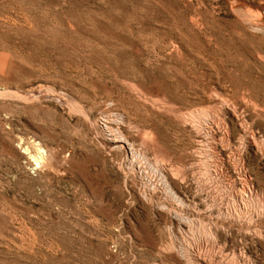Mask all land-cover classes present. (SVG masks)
<instances>
[{
  "label": "rangeland",
  "instance_id": "1",
  "mask_svg": "<svg viewBox=\"0 0 264 264\" xmlns=\"http://www.w3.org/2000/svg\"><path fill=\"white\" fill-rule=\"evenodd\" d=\"M245 1L0 0V264H264V0ZM239 153L249 224L205 196L238 210Z\"/></svg>",
  "mask_w": 264,
  "mask_h": 264
},
{
  "label": "bare ground",
  "instance_id": "2",
  "mask_svg": "<svg viewBox=\"0 0 264 264\" xmlns=\"http://www.w3.org/2000/svg\"><path fill=\"white\" fill-rule=\"evenodd\" d=\"M251 1H252V0H251ZM259 1H260V0H259ZM231 2H232V0H231ZM231 2H230V3H231ZM233 2L236 4V6H233L232 4H231V5H232L234 8H236L237 5L240 6V7H238L239 10H240V8H242V7H241L242 5L246 6L245 3H246L247 1H245V0H233ZM261 2H262V1H261ZM253 3H254V2H253ZM255 3H256V2H255ZM259 3H260V2H259ZM201 4H202V3H201ZM261 6H262V5H261ZM247 7H248V5H247ZM254 7H255V6H254ZM238 8H237V9H238ZM257 8H258V7H257ZM257 8H256V9H257ZM245 9H247V8H245ZM233 10H234V9H233ZM259 10H260V9H259ZM243 11H244V10H243ZM248 11H249V10H248ZM250 11H251V10H250ZM252 11H253V9H252ZM252 11H251V13H252ZM261 11H262V10H261ZM241 12H242V11H241ZM242 13H243V12H242ZM245 13H247V12H245ZM251 13H249V14H250V16L253 18L254 15L252 16ZM253 13H254V12H253ZM253 13H252V14H253ZM234 14H235V13H234ZM255 14H256V13H255ZM257 16H258V15H257ZM260 16H261V15H260ZM263 16H264V15H263ZM237 17H238V16H237ZM242 17H244V16H242ZM251 17H250V18H251ZM255 17H256V16H255ZM248 19H249V18H248ZM248 19H247V22H248ZM253 19H254V18H253ZM241 20H243V18H242V19L240 18V21H241ZM255 20H256V18H255ZM250 21L253 22V20H250ZM259 21H260V20H259ZM241 22H242V21H241ZM252 22H251V23H252ZM242 23H243V22H242ZM244 23H246V22L244 21ZM244 23L241 24V25H244ZM248 23H249V25H250V22H248ZM248 23H246V24L248 25ZM254 23H255V22H254ZM254 23H252V24H254ZM257 23H258V22H257ZM247 25H246V26H247ZM249 25H248V26H249ZM254 25H255V26H256V25H259V23H258V24H254ZM248 26H247V27H248ZM260 26H261V25H260ZM262 26H263V25H262ZM262 26H261V27H262ZM249 27H250V26H249ZM249 27H248V28H249ZM257 27H258V26H257ZM263 27H264V26H263ZM263 27H262V28H263ZM255 28H256V27H255ZM262 28H261V29H262ZM249 29H250V28H249ZM249 29H248V30H249ZM256 29H258V28H256ZM261 29H259V30H261ZM244 30H245V29H244ZM252 32H253V31H252ZM253 33H254V32H253ZM257 33H258V32H257ZM252 35H254V34H252ZM254 36H255V35H254ZM242 96H243V95H242ZM246 99H247V98H246ZM248 102H249V101H248ZM237 112H238V111H237ZM242 112H243V111H242ZM234 114H235V113H234ZM236 115H237V114H236ZM236 115H235V116H236ZM238 115H240V114H238ZM237 117H238V116H237ZM237 117H236V118H237ZM243 117H244V116H243ZM239 118H240V117H239ZM239 118H238V119H239ZM244 118H245V117H244ZM197 119H198V118H197ZM233 119H234V118H233ZM245 119H247V118H245ZM241 120H242V119H241ZM241 120H239V121L241 122ZM246 121H247V120H246ZM246 121H245V122H246ZM212 122H213V121H212ZM223 122H224V121H222V124H223ZM231 122H232V120H231ZM240 122H239V123H240ZM242 122H244V121H242ZM206 123H207V122H206ZM210 123H211V122H210ZM210 123H208V124H210ZM220 123H221V119H220ZM246 123H247V122H246ZM188 124H189V123H188ZM190 124H192V123H190ZM194 124H195V126H194V125H193V126L196 127V128L198 127V129H199L200 126H196V125H198V123L195 122ZM214 124H215V122H214ZM227 124H228V123H227ZM240 124H241V123H240ZM247 124H248V123H247ZM250 124H252V123L250 122ZM250 124H249V125H250ZM211 125H212V124H211ZM228 125H229V124H228ZM244 125H246V124L243 123V124H242L243 127L240 126V127L243 128V130H244ZM249 125H247V127H248ZM201 126H202V125H201ZM206 126H207V125H206ZM213 126H214V125H213ZM216 126L218 127L217 129H218V130L220 129V131H221V128H219V127H221V126H220V125H219V126L216 125ZM223 126H224V125H223ZM232 126H233V124H232ZM251 126L253 127V124H252ZM255 126H256V125H255ZM190 127H191V126H190ZM194 127H192V128H194ZM210 127H211V126H210ZM245 127H246V126H245ZM252 127H251V128H252ZM196 128H194V129H196ZM206 128H207V127H206ZM232 128H233V127H232ZM237 128H238V127H237ZM242 128H240V129H242ZM251 128H250V132H251ZM198 129H197V130H198ZM224 129H225V131H226V127H225V126H224ZM238 129H239V128H238ZM108 130H109V128H108ZM197 130H196V131H197ZM227 130H228V129H227ZM233 130H235V129H233ZM111 131H112V130H111ZM196 131H195V132H196ZM199 131L201 132V130H199ZM205 131H206V130H205ZM222 131H223V129H222ZM225 131H224V132H225ZM237 131H238V130H237ZM109 132H110V130H109ZM208 132H209V131H208ZM214 132H215V131H214ZM227 132H229V131H227ZM230 132H232V131H230ZM252 132H254V131H252ZM252 132H251L250 134H252ZM111 133H112V132H111ZM198 133H199V132H198ZM217 133H218V132H217ZM217 133H216V134H217ZM233 133H234V132H233ZM244 133H246V132H244ZM248 133H249V132H248ZM248 133H247V134H248ZM205 134H206V133H205ZM221 134H222V133H221ZM239 134H240V133H239ZM247 134H246V135H247ZM253 134H254V133H253ZM196 135L199 137L198 134H196ZM202 135H203V133H201V136H202ZM206 135H207V134H206ZM212 135H213V133H212ZM212 135H211V136H212ZM217 135H219V134H217ZM231 135H233V134L231 133ZM231 135H230V137H231ZM240 135H241V134H240ZM242 135H243V134H242ZM256 135H257V133H256ZM114 136H115V135H114ZM203 136H205V135H203ZM203 136H202V137H203ZM224 136H226V135L224 134L223 137H224ZM252 136H254V135H252ZM123 137H124V136H123ZM213 137H214V136H213ZM217 137H218V136H217ZM220 137H221V136H220ZM223 137H222V138H223ZM226 137H227V136H226ZM228 137H229V134H228ZM241 137H242V136H241ZM243 137H245V135H244ZM247 137H249V135H248ZM250 137H251V135H250ZM256 137H257V136H256ZM259 137H260V136H259ZM118 138H120V136H119ZM199 138H200V137H199ZM203 138H204V137H203ZM215 138H216V137H214L213 139H215ZM262 138H263V137H262ZM201 139H202V138H201ZM201 139H200V140H201ZM219 139H220V138H219ZM226 139H227V138H226ZM234 139H236V138H234ZM237 139H238V138H237ZM240 139H241V138H240ZM247 139L249 140L248 143H249L250 145H251V144H252V146L255 145V144H254V140H253L254 138H247ZM247 139H245V140H247ZM116 140H119V139H116ZM120 140H122V139H120ZM120 140H119V141H120ZM123 140L128 141V140H126V139H123ZM200 140H199V141H200ZM204 140H205V139H204ZM204 140H203V141H204ZM216 140H218V139H216ZM223 140H224V139H223ZM229 140H230V138H229ZM229 140H227V141H229ZM243 140H244V139H243ZM243 140H242V141H243ZM261 140H262V139H261ZM261 140L259 139V141H261ZM119 141H115V140H113V139H111V138H107V140H106L105 143H106L107 145H109V146H112V147H113V145L116 146L117 143H119V144L122 143V142L124 143V141H122V142H119ZM205 141H206V140H205ZM231 141H232V140H231ZM201 142H202V141H200V143H201ZM210 142H211V141H210ZM220 142H221V141H220ZM229 142H230V141H229ZM245 142H247V141H245ZM262 142H264V141L262 140ZM125 143H129V142H125ZM202 143H204V142H202ZM202 143H201V144H202ZM214 143H217V142H214ZM222 143H223V142H222ZM256 143H257V142H256ZM258 143H259V142H258ZM217 144H218V143H217ZM229 144H230V143H229ZM249 144H248V146H249ZM34 145H35V144H34ZM131 145H132V144H131ZM214 145H215V144H214ZM221 145H222V144H221ZM237 145H238V144H237ZM256 145H257V144H256ZM259 145H260V143H259ZM109 146H108V147H109ZM215 146H216V145H215ZM123 147H124V146H123ZM217 147H218V146H217ZM219 147L222 148V150L224 149V148L221 147V146H219ZM246 147H247V146H246ZM257 147H259V146H256V148H257ZM36 148H37V150H38V155L35 154V156L37 155L36 157L33 155V158H35L34 161H35V163H36V166H38V167H42V166L45 164V161H46V158L48 157V155H47V156L44 155V154H46V153H45L44 148L42 147V145H41L40 143L37 142V144H36ZM235 148H236V147H235ZM253 148H254V147H253ZM130 149H131V148H130ZM132 149H133V148H132ZM197 149H198V148H197ZM215 149H216V148H215ZM217 149H218V148H217ZM244 149H245V147H244ZM254 149H255V148H254ZM258 149H259V148H258ZM260 149H261V147H260ZM260 149H259V150H260ZM218 150H219V149H218ZM233 150H234V149H233ZM245 150H247V149H245ZM252 150H253V149H252ZM211 151H212V150H211ZM214 151H215V150L213 149V152H214ZM216 151H217V150H216ZM231 151H232V150H231ZM234 151H235V150H234ZM242 151H243V150H242ZM253 151H254V150H253ZM260 151H262V149H261ZM260 151L255 152V153H257V155H258V154L260 153ZM46 152H47V151H46ZM197 152H198V151H197ZM220 152H221V151H220ZM223 152H224V151H223ZM245 152H246V151H245ZM245 152H244V153H245ZM248 152H249V151H248ZM263 152H264V151H263ZM263 152H261V153H263ZM215 153H216V152H215ZM218 153H219V152H218ZM221 153H222V152H221ZM230 153H231V152H230ZM232 153H234V152H232ZM240 153H241V152H240ZM240 153H239V156H240ZM237 154H238V153H237ZM237 154H233V155H237ZM213 155H214V153H213ZM216 155H217V153H216ZM219 155H220V154H219ZM221 155H222V154H221ZM246 155H247V154H246ZM45 156H46V157H45ZM211 156H212V155H211ZM242 156H243V153H242ZM247 156H248V155H247ZM262 156L264 157V154H263ZM240 157H241V156H240ZM240 157H239V158H240ZM33 158H32V160H33ZM211 159H212V158H211ZM211 159H210V160H211ZM218 159H219V158H218ZM222 159H223V158H222ZM49 160H50V159H49ZM215 160H216V159H215ZM223 160H224V159H223ZM231 160H232V159H231ZM237 160H238V159H237ZM239 160H240L239 163L241 162V167H240V168H241V169H240L241 174H242V172H243V175H241V176H242V178H241L242 180H241V181L243 182V183H242V189H243V192H241V200H240V203H241V204H240L239 206L237 205V207H239L238 210L235 209V207H236V206H235L234 209L237 210V211L233 210V213H232V212L230 213V212H228V211H223V210H224V208L222 209L223 206H221V204H217V202H216L217 199H216L215 196H213V194H212L211 192H207L205 196H206L207 198H209V202H211V204L209 205V207H210L211 209H215V210L217 211L216 213L218 214V216H220V217H221V216H222V217L225 216V217H226V215H227V216H232V215H234V216H235L236 218H238L239 220L241 219V222H245V223L249 224L248 222H251V221L246 222V217L244 216V212L249 211V209H248V208H249V204H248L249 199H250V200L255 199V198H253V196L257 197L259 192L257 193L256 190H255V188H253L252 180H251L250 177H249L250 174L247 175V173H246L248 170H249V172H250V169H247V171L244 172V171H245V169H244V160H243L242 157H241ZM245 160H247V159H245ZM228 161H229V160H228ZM32 162H33V161H32ZM214 162H216V161H214ZM219 162H221V161H219ZM225 162H226V161H225ZM230 162H231V161H230ZM245 163H246V162H245ZM248 164H249V163H248ZM175 165H176V164H175ZM199 165H200V164H199ZM219 165H220V164H219ZM235 165H236V163L234 164V166H235ZM237 165H238V164H237ZM173 166H174V165H173ZM176 166H177V165H176ZM176 166H174V168H175ZM179 166H180V165H179ZM220 166H221V165H220ZM230 166L233 167L232 164H231ZM163 167L165 168V166H163ZM181 167H182V166H181ZM181 167L176 168L177 171H178L179 169H182ZM214 167H215V166H214ZM218 167H219V166H218ZM248 167H249V166H248ZM174 168H172V170H174ZM205 168H206V167H205ZM230 168H231V167H230ZM233 168H234V167H233ZM235 168H237V167H235ZM235 168H234V169H235ZM38 169H40V168H38ZM161 169H162V168H161ZM238 169H239V168H237V170H238ZM252 169H254V168H252ZM258 169H259V168H258ZM163 170H164V169H163ZM172 170H171V171H172ZM225 170H226V169H225ZM228 170H229V169H228ZM165 171H166V170H165ZM165 171H164V172H165ZM183 171H184V170H183ZM231 171H232V170H231ZM255 171H256V170H255ZM166 172H167V171H166ZM181 172H182V171H181ZM235 172H236V171H234V173H235ZM237 172H238V171H237ZM251 172H252V171H251ZM185 173H186V172H185ZM166 174H167V173H166ZM171 174H173V172H172ZM175 174H176V173H175ZM175 174H173V177H175V176H174ZM177 174H179V173L177 172ZM181 174H182V173H181ZM183 174H184V173H183ZM224 174H225L224 171H223L222 169H220V170L218 171V174H217V175L214 174V175L216 176V178L220 179V178H224V176H225ZM255 174H257V173H255ZM255 174H252V175L255 176ZM168 175H170L169 172H168L167 175H162V180H161V181H162V186H163V188H164L167 192L171 193V194L175 197V199H178L180 202L183 203V202H184L183 199H181V197H178V195H176V193L173 191V184H174V182H173V184L170 182V179H172V178H168V177H167ZM187 175H188V174H187ZM226 175H230V174H226ZM233 175H234V174H233ZM181 176H182V175H181ZM181 176H180V174H179V177H181ZM231 176H232V175H231ZM241 176H240V177H241ZM256 176H258V174H257ZM183 177H184V176H183ZM183 177H182V178H179V179L175 177L176 179H178L177 181L175 180V181H176L175 183H177L179 186H181L180 188H182V189L185 188V187H183L182 185H185V184H186V179H185L186 176H185V178H183ZM188 178H189V177H188ZM226 178H227V177H226ZM259 178H260V176L258 177V179H259ZM234 179H235V178H234ZM238 179H239V178H238ZM254 179H255V178H254ZM188 180H189V179H188ZM195 180H196V179H195ZM192 181H193V179H192ZM223 181H225V180H223ZM230 181H231V179H230ZM234 181H235V180H234ZM234 181H233V182H234ZM239 181H240V179H239ZM256 181H257V180H256ZM207 182H208V181H207ZM253 182H254V181H253ZM193 183L195 184V182H193ZM196 183H197V181H196ZM227 183H228V182H227ZM230 183H231V182H230ZM228 184H229V183H228ZM235 184H236V183H235ZM190 185H191V184H190ZM231 185H232V184H231ZM237 185H238V184H237ZM254 185H255V183H254ZM191 186H192V185H191ZM225 187H226V186H225ZM237 187H238V186H237ZM258 187H259V186H258ZM187 188H189V187H187ZM205 188H206V187H205ZM239 188H240V185H239ZM176 189H177V188H176ZM190 189H191V188H190ZM237 189H238V188H237ZM198 190H199V188H198ZM203 190L205 191V189H203ZM263 190H264V189H263ZM166 191H165V192H166ZM175 191H176V190H175ZM182 191H183V190H182ZM186 191H187V190H186ZM188 191H189V190H188ZM188 191H187V193H188ZM193 191H194V190H193ZM207 191H208V190H207ZM240 191H242V190H240ZM257 191H258V190H257ZM167 192H166V193H167ZM176 192H178V191H176ZM184 192H185V191H184ZM184 192H183V193H184ZM185 193H186V192H185ZM187 193H186V194H187ZM194 193H195V192H194ZM194 193H191V194H192V197L195 195ZM202 193H204V192H202ZM237 193H238V192H237ZM167 194H168V193H167ZM178 194H179V193H178ZM180 194H181V193H180ZM234 194H235V193H234ZM184 195H185V194H184ZM187 195H188V194H187ZM187 195H185V196H187ZM236 195H237V194H236ZM262 195H263V194H262ZM180 196H181V195H180ZM202 196H203V195H202ZM234 196H235V195H234ZM187 197H189V196H187ZM231 197H232V196H231ZM235 197H236V196H235ZM235 197H234V199H235ZM237 197H239V196H237ZM258 197L261 198L260 196H258ZM172 198H173V197H172ZM189 198H190V197H189ZM251 198H252V199H251ZM184 199H185V198H184ZM194 199H195V197H194ZM203 199H204V197H203ZM235 200H237V199H235ZM206 201H207V200H206ZM254 201H255V200H254ZM256 201H258V199H256ZM180 202H179V203H180ZM192 202H193V201H192ZM252 202H253V200H252ZM224 203H225V202H224ZM250 203H251V202H250ZM185 204H186V203H185ZM187 205H188V204H187ZM189 205H190V204H189ZM233 205H235V204L233 203ZM180 206H181V205H180ZM182 206H183V204H182ZM185 206H186V205H185ZM227 206H228V205H227ZM183 207H184V206H183ZM251 207H252V206H251ZM262 207H264V206H262ZM262 207H261V208H262ZM181 208H182V207H181ZM261 208H260V209H261ZM232 209H233V207H232ZM215 210H214V211H215ZM229 210H230V208H229ZM254 210H255V209H254ZM211 212H212V210H211ZM251 212H252V211H251ZM259 212H261V211L259 210ZM262 212H263V211H262ZM246 213H247V212H246ZM248 214H249V212H248ZM257 214L259 215V213H257ZM263 214H264V213H263ZM263 214H262V215H263ZM177 215H178V214H177ZM245 215L247 216V214H245ZM252 215H254V214L252 213ZM250 216H251V213H250ZM256 216H257V215H256ZM178 217H179V216H178ZM260 217H264V216H260ZM223 218H224V217H223ZM233 218H234V217H232V219H233ZM257 218L259 219V217H257ZM224 219H226V218H224ZM248 219H252V218H248ZM258 219H257V220H258ZM179 220H180V219H179ZM183 220L185 221V218H184ZM183 220L181 219L180 221H183ZM252 220H253V219H252ZM259 220H260V219H259ZM186 221H187V220H186ZM260 221H261V220H260ZM236 222H237V221H236ZM183 224H184V223H183ZM223 224H224V223H223ZM223 224H222V225H223ZM240 224H241V223H240ZM243 224H244V223H243ZM259 224H260V222H259ZM241 225H242V224H241ZM262 225H263V224H262ZM215 226H216V225H215ZM223 226H224V225H223ZM244 226H245V225H244ZM259 226H260V225H259ZM252 227H253V225H252ZM218 228H219V227H218ZM226 228H227V227H226ZM243 228H244V227H243ZM248 228H249V227H248ZM248 228H246L247 231H249ZM260 228H261V227H260ZM246 229H245V230H246ZM226 230H227V229H226ZM226 230H224L225 233H226ZM232 230H233V229H232ZM250 230H251V229H250ZM227 231H228V230H227ZM230 231H231V230H230ZM257 231L261 232V230H257ZM244 232H245V231H244ZM252 232H253V231H252ZM252 232H251V233H252ZM263 232H264V231H263ZM228 234H229V233H228ZM231 234H232V233H231ZM231 234H230V235H231ZM247 234H248V233H247ZM247 234H246V235H247ZM249 234H250V233H249ZM261 234H263V233H261ZM208 235H209V234H208ZM223 235H224V234H223ZM232 235H233V234H232ZM253 235H254V236H252V237H253L252 239H255V241H256V237H257V238H261V235L256 234V232H254ZM219 236H220V235H219ZM228 236H229V235H228ZM234 236H235V235H234ZM234 236H233V237H234ZM220 237H221V236H220ZM225 238H226V237H225ZM231 238H232V236H231ZM235 238H236V237H235ZM238 238H239V237H238ZM241 238H242V237H241ZM249 238H250V237H249ZM262 238H263V236H262ZM227 239H228V238H227ZM246 239H247V237L244 239L245 242H247ZM214 240H215V239H214ZM219 240H220V239H219ZM263 240H264V239H263ZM237 241H238V240H237ZM241 241H242V240H241ZM238 242H239V241H238ZM250 242H251V241H250ZM226 243H227V241H226ZM234 243H235V242H234ZM241 243H242V242H241ZM172 244H173V243H172ZM243 244H244V243H243ZM234 246H235V245H234ZM241 246L243 247L244 245H241ZM244 247H245V246H244ZM237 248H238V247H237ZM238 249H239V248H238ZM242 249L244 250V248H242ZM246 250H247V249H246ZM233 251H234V250H233ZM182 252H183V251H182ZM188 252H189V251H188ZM240 252H242V251H240ZM245 252H246V251H244V253H245ZM183 253H184V252H183ZM185 253H186V251H185ZM190 253H191V252H190ZM235 253L237 254L238 252H235ZM244 253H243V254H244ZM193 254H194V253H193ZM193 254H192V255H193ZM236 254H235V255H236ZM243 254H242V256H243ZM187 255L189 256V254H187ZM187 255H185V256H187ZM201 255H202V254H201ZM201 255H200V256H201ZM237 255H238V254H237ZM244 255H245V254H244ZM246 255H247V254H246ZM196 256H197V255H196ZM200 256H199V257H200ZM203 256H204V255H203ZM239 256H241V253H240ZM247 256H248V255H247ZM199 257H198L197 259H200V260H201V258H199ZM214 257H215V256H214ZM192 258H194V257H192ZM192 258H191V259H192ZM204 258H205V257H204ZM215 258H216V257H215ZM239 258H240V257H238V259H239ZM251 258H252V257H251ZM194 259H195V258H194ZM246 259H247V258H246ZM249 259H250V258L248 257V260H249ZM252 259H254V258H252ZM200 260H198V261H200ZM241 260L244 262V258L241 259ZM248 260H247V261H248ZM193 261L196 262L195 260H193ZM201 261H202V260H201ZM206 261H207V260H206ZM251 261H252V260L250 259V262H251ZM208 262H209V261H208ZM210 262H211V261H210ZM222 262H223V261H222ZM239 262H240V261H239ZM250 262H248V263L245 262V263H246V264H250ZM252 262H253V261H252ZM203 263H204V260H203ZM205 263H206V262H205ZM240 263H241V262H240ZM245 263H244V264H245ZM254 263H256V261H255ZM196 264H197V263H196Z\"/></svg>",
  "mask_w": 264,
  "mask_h": 264
}]
</instances>
